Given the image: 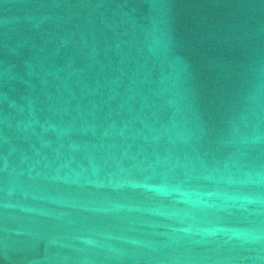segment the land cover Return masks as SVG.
Here are the masks:
<instances>
[{"label": "water", "instance_id": "obj_1", "mask_svg": "<svg viewBox=\"0 0 264 264\" xmlns=\"http://www.w3.org/2000/svg\"><path fill=\"white\" fill-rule=\"evenodd\" d=\"M0 264H264V0H0Z\"/></svg>", "mask_w": 264, "mask_h": 264}]
</instances>
